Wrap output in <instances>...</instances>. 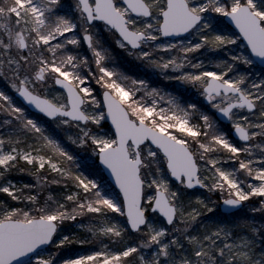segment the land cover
I'll return each mask as SVG.
<instances>
[{"label": "snow or ice", "instance_id": "obj_1", "mask_svg": "<svg viewBox=\"0 0 264 264\" xmlns=\"http://www.w3.org/2000/svg\"><path fill=\"white\" fill-rule=\"evenodd\" d=\"M0 83V264H264V0H0Z\"/></svg>", "mask_w": 264, "mask_h": 264}, {"label": "rangeland", "instance_id": "obj_2", "mask_svg": "<svg viewBox=\"0 0 264 264\" xmlns=\"http://www.w3.org/2000/svg\"><path fill=\"white\" fill-rule=\"evenodd\" d=\"M70 2H71V0H65V4L66 5L69 4ZM248 70L251 71L252 69L249 68ZM256 70L257 71L259 70V67L258 66H257ZM157 82L160 83V84H162L164 87L169 88V89H174L175 90V88H176L175 84L168 83V82H164L163 80H157V78H153V83H157ZM186 98H188V97L186 96ZM191 99H194L195 100V99H198V98L195 97V96H191ZM78 152L80 153L81 159H83V160H87L88 156L90 155V153H85L82 149H78ZM232 163H234V162H229V164H232ZM19 181L29 182L28 179L26 180L25 178L24 179L21 178ZM214 199L216 200V208L214 209V211L212 213H208L207 215L208 216H211V217H214V218H217V219H225V218L232 219L233 217L230 216V215L221 214V212L219 210V206L222 203V201L219 198H216V197H214ZM244 211H246L247 214L252 215V213L250 212V210H244ZM257 216H258V214H257ZM81 247L82 246H79V245L74 246V248H76V249H79ZM67 254L68 255H71L70 252L67 253Z\"/></svg>", "mask_w": 264, "mask_h": 264}, {"label": "trees", "instance_id": "obj_3", "mask_svg": "<svg viewBox=\"0 0 264 264\" xmlns=\"http://www.w3.org/2000/svg\"><path fill=\"white\" fill-rule=\"evenodd\" d=\"M117 56L118 57H122L123 56V53L118 52L117 53ZM120 62L123 65L124 69L126 71L130 72V73H133V74H141L143 72V70L140 69L139 66L135 62L126 63L124 60H121ZM0 86L1 87L2 86L3 87H7V85L4 84V83H0ZM73 150L78 152V148H75V146H73ZM11 176H12V179L17 180V181H19L21 178L22 179L25 178L26 180L28 179L29 182L32 181V177H30V176H28L26 174H22L21 175L20 173H12Z\"/></svg>", "mask_w": 264, "mask_h": 264}, {"label": "water", "instance_id": "obj_4", "mask_svg": "<svg viewBox=\"0 0 264 264\" xmlns=\"http://www.w3.org/2000/svg\"><path fill=\"white\" fill-rule=\"evenodd\" d=\"M219 210L222 214H226V215H229V212L230 210L226 209L224 206H223V203L220 204L219 206Z\"/></svg>", "mask_w": 264, "mask_h": 264}]
</instances>
